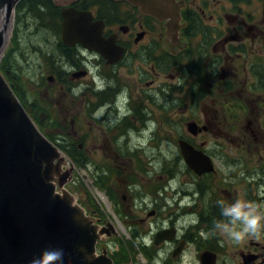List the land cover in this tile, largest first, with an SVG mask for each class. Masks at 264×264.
I'll return each mask as SVG.
<instances>
[{
	"label": "flooded vegetation",
	"instance_id": "obj_1",
	"mask_svg": "<svg viewBox=\"0 0 264 264\" xmlns=\"http://www.w3.org/2000/svg\"><path fill=\"white\" fill-rule=\"evenodd\" d=\"M147 3L159 18L131 0H23L12 37L56 35L37 52L39 99L4 56L3 75L72 167L92 166L84 207L113 264H264V230L217 227L238 199L264 205V0ZM71 10L91 17L93 49L65 43Z\"/></svg>",
	"mask_w": 264,
	"mask_h": 264
},
{
	"label": "water",
	"instance_id": "obj_2",
	"mask_svg": "<svg viewBox=\"0 0 264 264\" xmlns=\"http://www.w3.org/2000/svg\"><path fill=\"white\" fill-rule=\"evenodd\" d=\"M22 1L0 0V58ZM131 1L159 18L149 0ZM63 16L65 43L70 45L74 37L93 49L88 43L91 17L74 10ZM181 149L199 174L207 171L204 165L192 164L194 152L189 146L181 143ZM64 164V154L41 132L0 73V264H31L46 250H62L63 264H113L106 251L97 253L98 241L108 232L99 229L69 191L62 190L73 171H64Z\"/></svg>",
	"mask_w": 264,
	"mask_h": 264
},
{
	"label": "rangeland",
	"instance_id": "obj_3",
	"mask_svg": "<svg viewBox=\"0 0 264 264\" xmlns=\"http://www.w3.org/2000/svg\"><path fill=\"white\" fill-rule=\"evenodd\" d=\"M20 29L21 30H17L15 36L12 37L14 32V29L12 28L10 43L6 45L2 57L4 56L3 61L11 60V64L19 77V84L21 85L28 100L30 102H34L35 97L39 99L38 95L35 92L33 83L36 80V75L39 74V71L36 68L41 64L37 52L39 50H44L45 52V49L48 46L45 44V39L48 38L50 41L54 42L56 35L53 33V31L50 30H47L46 32L44 30H40L39 32H35V34H32L33 32L31 31H33V28L28 31L27 29H25V27L21 26ZM0 67H2L1 64ZM35 119L38 121L37 118ZM44 132L47 134L45 130ZM165 147L166 146H164V148ZM166 149L167 148H165L164 150L167 151ZM76 168V166L72 167L71 161L66 157L63 170L65 171L73 169V175L71 180L69 179L67 181L62 190L64 189L69 191V193H71L74 197L77 204L82 206L84 209L85 207L86 209H88L91 203V200L89 199V197L91 198V196L88 193H90V190L93 191V184L91 179L93 168L92 166H90L88 170L85 169L83 171L78 168L77 171ZM106 241L108 240L99 243L97 247L98 253H102L103 249L105 248L103 243H105ZM105 249L110 250V248Z\"/></svg>",
	"mask_w": 264,
	"mask_h": 264
},
{
	"label": "clouds",
	"instance_id": "obj_4",
	"mask_svg": "<svg viewBox=\"0 0 264 264\" xmlns=\"http://www.w3.org/2000/svg\"><path fill=\"white\" fill-rule=\"evenodd\" d=\"M223 204V202H220ZM222 214L228 218V224H218L226 235L241 241L247 235L258 236L264 230V205L244 200L224 206ZM242 228L237 229V225ZM31 264H63L62 250H46L40 258H33Z\"/></svg>",
	"mask_w": 264,
	"mask_h": 264
},
{
	"label": "trees",
	"instance_id": "obj_5",
	"mask_svg": "<svg viewBox=\"0 0 264 264\" xmlns=\"http://www.w3.org/2000/svg\"><path fill=\"white\" fill-rule=\"evenodd\" d=\"M66 153L71 158V160L73 161V163L76 165V160H75L74 156L71 153H68V152H66Z\"/></svg>",
	"mask_w": 264,
	"mask_h": 264
}]
</instances>
